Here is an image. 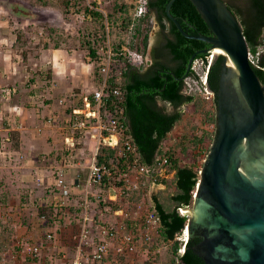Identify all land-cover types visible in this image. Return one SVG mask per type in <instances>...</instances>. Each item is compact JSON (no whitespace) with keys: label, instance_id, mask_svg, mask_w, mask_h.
<instances>
[{"label":"trees","instance_id":"trees-1","mask_svg":"<svg viewBox=\"0 0 264 264\" xmlns=\"http://www.w3.org/2000/svg\"><path fill=\"white\" fill-rule=\"evenodd\" d=\"M38 1L40 2V0ZM168 1L147 0V13L138 18L134 26L133 37L139 42L131 45L130 48L145 56L148 46V29L153 13L159 29L156 35L158 40L151 49V63L143 71L145 63L133 65L124 60V65L121 67L122 72L118 76H111L107 79L109 87L117 86L123 90V98L120 101H117L113 96L103 99L102 116H106L108 113L117 115V109L122 107L125 135L135 146L136 158L139 162L150 165L157 153L167 157L166 171L172 173V176L160 178L161 183L168 182V185L153 197V206L159 217V238L157 240L162 243H170L171 256L166 264H177L178 258L181 256L177 253L181 242L176 236L187 221L186 214H181L178 208L189 206L193 200L199 179V170L202 166L201 164L198 167L197 163L201 153L203 156L207 154L209 145L206 146L205 141H212V137L209 132H203L200 136L191 134L188 140L184 142L179 140L174 147L165 151L161 150L159 145L180 121L182 111L178 108L183 103L192 104V112L200 111V98L195 97L194 94L184 93V77L193 73L191 69L187 71L190 57L195 54L194 59L198 58L206 62L211 51L201 50L208 49L211 44L200 39L183 36L165 13ZM222 1L241 24L249 52L257 59V62L251 63V66L264 84V51L259 50V47L264 44V0ZM23 3L22 0H15L9 5V10L17 17L34 18L36 16L34 10ZM170 13L187 34L213 36L209 26L190 0H174L170 7ZM93 15L96 17L100 13L93 11ZM129 20L130 18L125 20V25ZM20 36L19 34L18 39ZM90 41L92 44L89 48V55L94 57L97 50V38L94 37ZM118 58L120 61L123 60L122 57ZM222 60L221 54L212 59L207 73V86L212 92L214 108L211 111H205V116L213 124L215 123ZM157 99L169 102L174 110L168 112L163 106H158ZM195 127L193 126V128ZM8 134L9 139L4 147L19 148L17 132L9 131ZM101 152L97 156L98 162L109 163L114 158V148L110 146H101ZM180 154H185L186 162H181ZM43 190L45 193L47 192V189L43 188ZM10 198L9 194L0 193V202L8 203ZM38 207V216L46 219V224L43 227H48L49 221L52 220L49 215L50 211L47 207L41 205ZM27 218L28 216L25 220ZM11 233L10 222L0 217V248L4 241L6 243L9 240H6L7 234ZM16 249L19 253V246ZM14 255H18L17 252ZM172 255H175L176 260L174 256L172 258Z\"/></svg>","mask_w":264,"mask_h":264},{"label":"crops","instance_id":"crops-1","mask_svg":"<svg viewBox=\"0 0 264 264\" xmlns=\"http://www.w3.org/2000/svg\"><path fill=\"white\" fill-rule=\"evenodd\" d=\"M13 1L15 0H0V86L7 87L10 92L9 96L8 94H0V181L5 183V185H0V193H7L9 197L15 198L19 194L23 195V188L29 185L54 184L57 169L59 170L62 166L60 158L63 156V152L69 149L75 152L81 163L63 169L65 181L70 189L66 209L76 215L77 218H80L81 204L84 200H87L91 213L96 216L98 213L93 206L97 204L94 199L100 194L105 197L106 193L100 186L88 183L87 166L91 161V155L96 145L98 142L100 144L101 140L96 134H93L95 131L90 129L80 137L76 130L72 129L70 118L74 115V111H79V114H82L84 98L88 96L87 92L94 88L99 78H94L95 80L92 78L88 69L90 64L84 59L80 60L78 58L80 54H75V51L70 54L62 47L60 41L64 35L63 32H58L59 30L54 28L55 25L61 26V23L57 22L58 18L55 12L54 15L49 14L47 17L41 16L39 13L36 16L38 20L46 23L44 24L46 26H43L46 30L44 40L49 42V48L42 50L31 48L30 39L32 36L30 30L33 28L29 25L35 18L27 19L14 15L9 10V5ZM22 1L28 7L33 6V4L26 2L28 0ZM34 3L43 7L45 2L44 0L42 2L35 0ZM52 31L58 32L57 37L53 40L50 38V32ZM18 32L21 35L20 41L18 40ZM89 39L92 40V38ZM152 46L153 42L150 47L147 46L149 54L148 52L145 54L147 55V62L143 67V71L151 63ZM31 49L34 51L30 52ZM46 54H48L51 62V65H48V68L53 72L51 76L26 78L25 80L21 78V74H18L20 70L26 71L28 69L26 65H28L30 76L32 67L35 66L33 61H38V58H42ZM88 58L91 61V56ZM56 65H58V68H56ZM116 65L123 67L124 62L117 61ZM17 74L18 76L15 79ZM157 105L163 106L168 112L174 110L169 102L161 99H157ZM185 105L187 104L183 103L178 110L183 113L182 108ZM9 131L17 132L19 148L4 147L9 139ZM171 131L161 141L159 145L161 150L164 149L165 143L169 139L167 136L170 135ZM171 176L172 174L168 178ZM80 184L83 186L81 187ZM15 187H19L18 190ZM155 187L157 188L154 189ZM163 187V183L150 185L149 195L153 198L156 195L155 193ZM37 191H42V193L35 194V191L31 190L28 197L35 195L39 205L47 207L49 210L51 208L46 203L53 206L55 210H62V208L60 209L55 205L57 194L53 187L49 188L47 193L43 189ZM14 201L16 202V199ZM100 216L103 215L98 214V217ZM44 218L42 219L40 216L39 221H44ZM118 219H121L119 215L114 221ZM123 221L122 223L126 227V221ZM118 222L120 224L117 222L110 223L121 225V220ZM60 223L55 224L54 227H49L50 230L45 231V236L52 232L53 238L50 240L44 236L45 239H42L41 242L52 245V248L50 249V255L42 252L39 255L41 258L37 260L36 264H56V262L67 264L78 251L84 248L80 242L78 228L73 231L72 227L67 224L63 225L61 221ZM125 227L123 226L120 231H125ZM114 247L115 244L113 243L105 264H111ZM138 248L139 246L128 255L126 261L120 262L136 264L137 258H134V254L139 251L140 248ZM28 264H32V262Z\"/></svg>","mask_w":264,"mask_h":264},{"label":"water","instance_id":"water-1","mask_svg":"<svg viewBox=\"0 0 264 264\" xmlns=\"http://www.w3.org/2000/svg\"><path fill=\"white\" fill-rule=\"evenodd\" d=\"M173 1L165 13L180 33L210 43L201 51L212 59L223 56L215 133L185 211L187 241L177 264H264V84L242 26L222 0H190L213 36L187 34L170 13Z\"/></svg>","mask_w":264,"mask_h":264},{"label":"rangeland","instance_id":"rangeland-1","mask_svg":"<svg viewBox=\"0 0 264 264\" xmlns=\"http://www.w3.org/2000/svg\"><path fill=\"white\" fill-rule=\"evenodd\" d=\"M26 2H29V4H33V6H35L34 8L37 11L33 9V6H30L29 8H32L34 10L36 16H38V13L41 14V16L45 17H47L49 14L54 15V12L55 14H57V22L61 23V26L55 25L54 28L56 30H59L58 32H63L62 34L64 35V37H62L63 39L60 41L62 43V47L65 48V50H67L70 54L75 51V54H80V56H78L80 60L84 59V61L89 62L90 65H88V69L93 79L98 77V71L96 66L92 65V61H90L88 58L90 56L89 48L92 44L89 38H105L103 35L106 33L107 27L109 30L110 43L115 50L120 49V47L123 45L130 47L131 45H135L136 42H139V40L133 37L134 26L137 21L133 22V24L131 25L133 17V6L137 3V0H44L45 3L43 7L38 6V4L36 5L34 3L35 0H28ZM93 11L99 12L100 15L95 17L93 15ZM36 16L34 18H36ZM127 18H130V23L128 22V24L125 25V20ZM150 21L151 23L148 29V47H150V44L156 39V35L159 29L153 13ZM44 24L46 23H43L41 20H38L36 18L29 25V27L33 28L32 30H30L32 36V38L30 39V46L34 50L37 48L40 50L49 48V42L44 40V37L46 36L44 34L46 31L44 27L46 25ZM58 32H50V38H52V40L55 39V37H57ZM18 34H20V32H18ZM33 49L29 51L32 52L34 51ZM259 50L264 51V44L259 47ZM145 57H147V55H145ZM33 64L35 66L32 67L33 69L31 71L30 76V70L28 65H26L28 68L26 70L27 72L23 69L20 70L18 74H21V78H24V80L26 78H44V76H51L53 74L51 69L48 68V65H51L48 54H46L42 58H38V61H33ZM56 68H58V65H56ZM18 74L15 76V79L17 78ZM2 89L5 90L7 89V87L0 86V91ZM0 94L3 95L4 93L0 92ZM204 95V92L201 94L197 92L194 95L195 97L200 98V111L192 112V104L185 105L184 108H182V118L175 125L173 132L171 131L170 135L167 136L169 137V139L165 143V147L163 150H170L172 147L175 146L176 142L179 140L183 142L188 140L191 134H196L200 136L203 132H209L213 139L216 128L215 123L213 124L209 122L205 116V111H211L214 108L213 96L204 97ZM193 126L196 127L193 128ZM211 142L212 141L206 140L205 145H209L210 147ZM201 154L202 155H200V159L197 163L198 167L199 165L203 164V160L206 156H203V153ZM179 156L181 162H186L187 158L185 157V154H180ZM111 181L112 182L92 184L100 186L106 193L105 197H102L100 194V196L95 197L94 199L97 204L93 206L94 210H96L98 214L103 215L100 217H98V214L96 216H93L96 223H103L106 221L118 223L120 219L114 221V219L118 217V215H115L117 214L115 212L117 210H130L133 207L134 203L141 202V200H144L145 206H150L151 204H153V198L148 194L149 189H144L143 191H134L133 194L128 193L120 195V183H118L117 180ZM165 184L163 183L164 187L161 189L166 188L165 186L168 185V182ZM0 185H5V183L0 181ZM38 185L39 184H37L36 186L29 185L27 187H24V194H19L15 198L11 197L8 203L2 201L0 202V217L10 222L12 227V233L7 234L6 238V240H9H7L6 243L4 241L3 246L0 248V264H26L27 262H32V264H36L37 260L41 258L39 255H41L42 252L43 254L49 253L50 255V249L52 248V245H46V243H42L41 241L42 239H45V231L50 230L49 227H54L55 224H61L60 221L63 223V225L67 224L68 226L72 227L73 231L78 228V233L80 234L81 232V226L79 225L80 218H77V216L72 214V212H68L66 207L58 211L55 210L54 207L51 206L49 203H46V205H49V208H51L49 210V215H51L52 220L49 221L50 225L48 227H43L46 224V219L44 221H39V216L37 213L39 203L37 202L36 196H26L30 194L31 190L35 191V194L38 192H40L41 194L42 191L37 190L45 188L48 192L49 188H51L52 185ZM80 186L82 187L83 185L80 184ZM18 188L19 187H15V189L17 190ZM156 188L157 187H155L154 189ZM13 199H16L17 203ZM192 202L185 209V211L187 209L192 208ZM93 213L95 212L93 211ZM59 215L60 217H58ZM26 216H28V218L25 220ZM50 234L52 235V232ZM52 238L53 235L51 236L50 240H52ZM157 238H159V235L154 236L153 239L149 242L144 243L143 245H139V251L134 254V258H137L136 264H166L168 258L171 256L170 243H162L158 241ZM25 240L40 244L39 253L37 256L25 258L20 251L18 253V249H16V247L20 242H25ZM16 252L18 255H14V253ZM173 256L175 259V255H172V258ZM56 264L59 263L56 262Z\"/></svg>","mask_w":264,"mask_h":264},{"label":"built area","instance_id":"built-area-1","mask_svg":"<svg viewBox=\"0 0 264 264\" xmlns=\"http://www.w3.org/2000/svg\"><path fill=\"white\" fill-rule=\"evenodd\" d=\"M148 10L147 0H137L133 6L132 23L143 17ZM105 38L97 42L96 56L92 57V65H95L101 78L97 81V86L91 93V96L84 98V109L82 114L73 112L70 118V125L73 130L81 135L86 134L89 129L94 130L101 140L96 145L91 155V161L87 166V181L90 184H101L103 182H112L117 180L120 183L119 194H133L134 191H143L150 189V185L161 183L160 178H168L170 174L166 171L168 159L166 156L156 155L150 165L139 162L136 158V149L133 143L126 137L125 125L123 122V109H117V115L102 116L103 99L113 96L117 101L122 100L124 92L117 86L109 87L107 79L111 76L119 75L122 72L121 66H117L116 62L127 60L133 65L146 63L147 59L144 55L132 50L129 46H121L115 50L109 39V30L106 27ZM249 61L252 64L257 59L250 53ZM212 61V53L207 57V61L202 59H194L190 69L193 72L190 76L184 77V93L199 94L204 92V97L212 96V92L207 86V73ZM116 66V67H115ZM7 90V91H6ZM5 91V92H2ZM4 95H10L9 89L0 91ZM104 112V111H103ZM68 139V138H67ZM66 139V140H67ZM72 139V138H71ZM68 142V141H66ZM101 146H110L114 148V158L109 163L98 162L97 156L102 153ZM61 165L58 170L54 184L57 207L65 208L67 199L70 195V189L65 181L63 169L73 164H80L74 151L69 150L60 158ZM149 194V190H148ZM183 214V208H178ZM89 203L84 200L81 204L79 225L81 232L79 234L80 242L84 248L67 264H105L109 249L114 243V255L111 264H126L120 261H126L128 255L136 250L142 242H149L154 236L159 235V217L154 210L153 204L145 206L144 200L133 204L128 210H117L116 215L120 216V222L116 223H100L95 222L91 213ZM126 221V227L122 221ZM123 221V222H124ZM125 231H120L122 227ZM51 234L46 235L47 239L51 238ZM176 238L181 242L177 253L182 254V247L187 241V232L185 227L177 233ZM20 252L23 256H35L39 252L40 244L29 241L20 242L18 244Z\"/></svg>","mask_w":264,"mask_h":264},{"label":"clouds","instance_id":"clouds-1","mask_svg":"<svg viewBox=\"0 0 264 264\" xmlns=\"http://www.w3.org/2000/svg\"><path fill=\"white\" fill-rule=\"evenodd\" d=\"M136 20H137V19H136ZM136 20H135V21H136ZM135 21H134V22H135ZM104 35H105V34H104ZM104 35H103V36H104ZM92 38H94V37H92ZM99 40H101V39H100L99 37H97V42H98ZM91 61H92V57H91ZM97 73H98V72H97ZM99 75H100V74H98V77H99V79H100V78H101V75H100V76H99ZM97 81H98V79H97ZM96 86H97V83H96ZM94 88H95V86H94ZM94 88L92 89V91L94 90ZM209 90H210V89H209ZM92 91L88 92L87 95H88V96H91ZM210 91H211V90H210ZM68 146H69V145H68ZM67 151H68V149H67L66 151L63 152V155H64L65 152H67ZM194 192H195V191H194ZM193 195H194V194H193ZM187 207H188V206H186V207H182V208H183V211H184L183 214H186V213H185V209H186ZM186 216H187V214H186ZM104 223H105V222H104ZM104 223H103V224H104ZM106 223H109V222H106ZM106 223H105V224H106ZM184 227H185V230H186V232H187L186 224H185ZM38 253H39V252H38ZM37 255H38V254H37ZM37 255H35V256H37ZM24 257H26V256H24ZM28 257H34V256H28ZM175 260H176V257H175Z\"/></svg>","mask_w":264,"mask_h":264},{"label":"flooded vegetation","instance_id":"flooded-vegetation-1","mask_svg":"<svg viewBox=\"0 0 264 264\" xmlns=\"http://www.w3.org/2000/svg\"><path fill=\"white\" fill-rule=\"evenodd\" d=\"M158 26V25H157ZM157 37H156V39L154 40V42H153V46H152V48L156 45V42H157Z\"/></svg>","mask_w":264,"mask_h":264},{"label":"bare ground","instance_id":"bare-ground-1","mask_svg":"<svg viewBox=\"0 0 264 264\" xmlns=\"http://www.w3.org/2000/svg\"><path fill=\"white\" fill-rule=\"evenodd\" d=\"M215 52H219V49L216 48V49H215Z\"/></svg>","mask_w":264,"mask_h":264}]
</instances>
